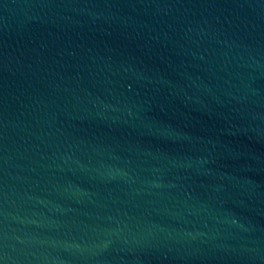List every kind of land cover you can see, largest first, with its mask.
Here are the masks:
<instances>
[{"label":"water","instance_id":"water-1","mask_svg":"<svg viewBox=\"0 0 264 264\" xmlns=\"http://www.w3.org/2000/svg\"><path fill=\"white\" fill-rule=\"evenodd\" d=\"M0 264H264V0H0Z\"/></svg>","mask_w":264,"mask_h":264}]
</instances>
